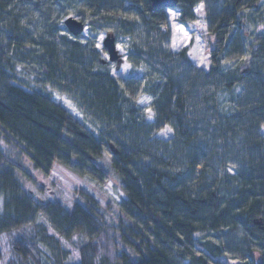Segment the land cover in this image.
<instances>
[{
    "label": "trees",
    "instance_id": "trees-1",
    "mask_svg": "<svg viewBox=\"0 0 264 264\" xmlns=\"http://www.w3.org/2000/svg\"><path fill=\"white\" fill-rule=\"evenodd\" d=\"M137 1L143 9L126 7V0H80V9L100 20H131L135 27L164 25L163 9L153 10L150 0ZM14 2L0 0V21L7 24L5 28ZM199 3L205 4L208 17L204 54L212 65L202 75L211 86L205 91L231 92L238 76H243L244 99L233 101L238 110L218 120L225 149L232 148L228 136L234 140L242 133L251 152L245 161L235 163L239 164L234 167L236 173L227 178L230 194L224 193L216 179L191 185L202 173L196 169L205 171L210 166L211 155L205 148L189 157L187 180H179L163 165L148 164L142 171L134 168L137 151L114 140L104 145L65 109L13 83L0 52V264H187L186 259L219 264L222 255L243 264H264V243L248 248L236 245L232 251L211 239H198L206 231L222 236L239 228L248 237L264 235V35L250 37L245 28L246 11L259 9L263 0H179L178 7L186 14ZM61 26L65 28L64 21ZM9 30L11 39H17V29L10 25ZM65 38L48 37L36 54L49 84L65 92L86 85L93 96L90 102L103 112L117 111L122 122L130 102L127 94L135 99L144 84L135 78L102 77L95 69L103 63L100 54L88 57L81 43ZM225 62H235V71H225ZM64 72L65 81L60 77ZM216 72H220L218 85L207 80ZM197 79L184 76L166 83L160 92H151L159 100V117L150 133L171 124L178 140L190 136L188 124L174 114L187 110L191 97L202 93ZM238 111L250 123L244 125ZM55 162L81 178L112 182L125 199L104 206L82 192V202L74 204L42 201V195L36 196L30 187L35 182L30 169L48 176ZM168 177L179 181L170 186L165 183ZM3 236L11 242L13 259L8 263L4 262ZM75 237L81 242L76 263L66 248Z\"/></svg>",
    "mask_w": 264,
    "mask_h": 264
},
{
    "label": "rangeland",
    "instance_id": "rangeland-1",
    "mask_svg": "<svg viewBox=\"0 0 264 264\" xmlns=\"http://www.w3.org/2000/svg\"><path fill=\"white\" fill-rule=\"evenodd\" d=\"M16 1L7 11L8 28H5L7 24L4 21H0V52L2 57H5L4 65L8 68L7 72L12 77L13 83L29 92L38 93L65 109L72 120L104 145L107 141L114 140L137 151L139 158L133 161V166L139 171L144 170L148 164L163 165L162 167L168 169L172 175L179 176V180H187L191 173L189 157L197 154L198 148H205L208 155H211L210 166L205 171L202 167H198L196 172L202 173L199 174L200 176L196 175L197 180L193 179L191 185L198 186L203 184V181L216 179L224 193L230 194L231 190L227 189V178H231L236 173L234 167L239 164L235 163L245 161L251 152H248L247 139L242 133L237 134L234 140L228 136L232 148L225 149V138L219 136L218 120L226 113L236 110L233 101L242 98L243 76H238V84L236 83L231 92L205 91L211 86L202 75L208 74L212 65L208 54H204L205 37L208 34V17L204 3H199L186 14L178 6L163 9L164 25L155 24L149 29L145 23L135 27L131 20L121 17L115 21L110 18L100 20L80 9V0ZM125 6L143 9L137 0H126ZM246 13H248V22L245 28L249 36L264 35V0L259 9L247 10ZM72 14L86 18L85 31L74 38L66 27L61 26L64 19ZM10 25L17 29V39H11L13 34L9 30ZM109 32L116 36L117 50L122 59L120 67L109 59L103 44ZM55 35L58 38L67 36L78 41L88 57H93V52H98L103 63L97 64L95 69L102 77L109 75L135 78L144 84V89L135 99L132 98L131 93L127 94L126 98L130 102L122 115V122L118 120L117 111L103 112L98 105L90 102L93 96L85 90L86 85L80 84L77 89L65 92L49 84L48 76L43 73L36 54L41 50L43 43L48 41L47 38ZM223 65L225 71L226 69L235 71V62H225ZM219 73L210 75L207 80L214 81L213 83L218 85ZM184 76L198 78L203 93L191 97L187 110L177 111L174 114L188 124L187 127L191 129L188 133L190 136H182L178 140L171 124H164L159 130L150 133L159 117L157 108L159 100L157 95L151 92L157 89L160 92L163 89L161 87L166 83L176 82ZM60 77L65 81L68 75L64 72ZM238 113L241 114L240 111ZM239 116L243 118L244 125L250 123L243 113ZM223 122L226 123L224 120ZM249 133L252 131L249 130ZM191 136L195 139H186ZM30 171L35 180L30 187L36 196L42 195V198L39 197L42 201L61 200L64 204H74L82 202V192L93 195L104 206L125 199L112 182L101 183L89 178H81L59 162L54 163L48 176L31 169ZM179 180L172 181V178L168 177L165 178V183L173 186ZM202 238L211 239L222 249L229 250L236 245H244L248 248L252 243L255 247H261L264 243V235L248 237L242 228L234 232L226 231L222 236L206 231L198 237L200 240ZM80 244L79 239L75 237L72 243L66 246L71 251L74 263L79 260ZM1 245L4 250V262L8 263L13 259L10 238L3 236ZM245 254L250 255L249 251ZM254 256L259 259L256 251ZM192 262L185 260L187 264ZM194 263L200 264L198 261ZM219 264L243 263L239 259L222 255Z\"/></svg>",
    "mask_w": 264,
    "mask_h": 264
},
{
    "label": "water",
    "instance_id": "water-1",
    "mask_svg": "<svg viewBox=\"0 0 264 264\" xmlns=\"http://www.w3.org/2000/svg\"><path fill=\"white\" fill-rule=\"evenodd\" d=\"M150 2L153 10L174 8L177 7L179 4V0H150ZM64 25L69 31V33L72 34L74 37L80 36L86 28L85 22L73 16L65 18ZM103 44L108 52L109 59L112 62H116L117 67H120V65L122 64V59L117 50L116 36L113 34H108L107 37L104 39Z\"/></svg>",
    "mask_w": 264,
    "mask_h": 264
},
{
    "label": "snow or ice",
    "instance_id": "snow-or-ice-1",
    "mask_svg": "<svg viewBox=\"0 0 264 264\" xmlns=\"http://www.w3.org/2000/svg\"><path fill=\"white\" fill-rule=\"evenodd\" d=\"M97 47H99V45Z\"/></svg>",
    "mask_w": 264,
    "mask_h": 264
}]
</instances>
